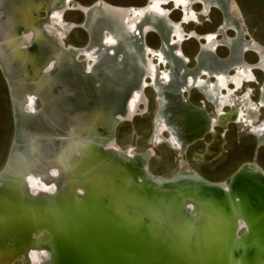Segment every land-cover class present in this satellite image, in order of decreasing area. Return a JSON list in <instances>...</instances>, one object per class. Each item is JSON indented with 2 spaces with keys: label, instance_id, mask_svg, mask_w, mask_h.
I'll use <instances>...</instances> for the list:
<instances>
[{
  "label": "bare ground",
  "instance_id": "1",
  "mask_svg": "<svg viewBox=\"0 0 264 264\" xmlns=\"http://www.w3.org/2000/svg\"><path fill=\"white\" fill-rule=\"evenodd\" d=\"M168 1L0 0V66L16 125L0 168V264H31L33 252L34 264H264V44L236 0ZM212 8L224 15L219 31L185 29ZM80 28L85 43L67 42ZM192 39L201 49L190 67L182 45ZM147 88L150 145L138 151L133 133L119 146L116 127L149 110ZM230 126L254 137V159L207 178L184 151L212 135L195 153L209 162ZM162 145L179 156L168 176L149 164Z\"/></svg>",
  "mask_w": 264,
  "mask_h": 264
},
{
  "label": "rangeland",
  "instance_id": "2",
  "mask_svg": "<svg viewBox=\"0 0 264 264\" xmlns=\"http://www.w3.org/2000/svg\"><path fill=\"white\" fill-rule=\"evenodd\" d=\"M84 4H89L94 0H77ZM112 3L121 5H142L145 0H108ZM243 12L244 20L247 24L249 32L262 44H264V0H236ZM171 7V5H167ZM196 9H200L199 6H195ZM180 16L179 11H174L171 17L177 20ZM68 20H81L82 15L78 12H70L67 15ZM201 24L185 25L186 30H196L198 33L212 32L221 22V14L219 11L212 9V12L208 20L200 17ZM229 36H233L232 32H228ZM87 34L79 29L75 31L67 42L82 45L85 43ZM147 43L152 47L158 46V37L155 34H149L147 37ZM198 42L195 40H187L183 43V51L190 58L189 66L193 67L194 54L198 49ZM225 47L219 48L218 54L222 57L226 55L227 49ZM225 53V54H224ZM253 53V52H252ZM247 54V59L250 62L256 61V53ZM224 54V55H223ZM259 81L261 80V74L255 72ZM255 93L257 94L259 86H254ZM149 99V110L143 114L136 116L132 121H124L120 123L115 130L116 143L123 146L128 142L130 136L133 133H137L136 148L138 151H143L149 147V135L152 129V115L155 111L154 93L146 89ZM191 100L194 103L201 101V96L193 92ZM12 106L10 103V97L8 95L7 87L0 75V168L5 162L10 141L12 138L13 122H12ZM207 111L214 116L212 107L208 104ZM221 129L218 128V131ZM134 131V132H133ZM209 137V138H208ZM206 138V143L214 141L213 136L209 135ZM211 137V138H210ZM224 137V136H223ZM224 144L219 149L220 153L217 157H213L209 162H200L195 159V153H203L206 149L205 142L193 146L188 152H186L189 165L198 170L200 173L210 179H222L225 176L231 174L237 169L240 163L246 160H251L253 151L255 149V139L252 136H239L236 133L234 126H230V129L223 138ZM178 155L175 151H172L168 145L156 146L154 148V155L150 158L149 164L153 172L170 175L177 168ZM259 163L264 167V149H260L258 153Z\"/></svg>",
  "mask_w": 264,
  "mask_h": 264
},
{
  "label": "water",
  "instance_id": "3",
  "mask_svg": "<svg viewBox=\"0 0 264 264\" xmlns=\"http://www.w3.org/2000/svg\"><path fill=\"white\" fill-rule=\"evenodd\" d=\"M172 0H169L168 1V4H172V2H171ZM146 4H148V1H147V3ZM172 5H174V3L172 4ZM199 7H200V5H198ZM202 6V5H201ZM203 7V6H202ZM174 9H177V7L176 8H174ZM212 9H215V10H217V11H219V13L221 14V22L220 23H224V15H223V13H222V11L221 10H219V9H216V8H212ZM173 11H179L180 12V16H179V18L178 19H181L182 20V18H183V13H182V10H173ZM81 15H82V19L85 21L86 20V15H85V13L84 12H79ZM217 28V27H216ZM81 30H83L85 33H86V31L84 30V29H82V28H80ZM219 29H220V25H218V31H219ZM228 32H232L233 34H234V31L232 30V29H227L224 33H225V35L227 34L228 35ZM153 34H155L158 38H160L159 37V35L157 34V33H153ZM224 36V34L223 33H219L218 32V37H223ZM193 40H195V39H193ZM196 41V40H195ZM201 41L202 42H205L206 43V41H205V39H201ZM198 42V49H197V55H199V53H200V42L199 41H197ZM226 49V48H225ZM196 62H197V60H195ZM0 75H1V77H2V79H3V81L5 82V85H6V87H7V91H8V95H9V97H10V88H9V84H8V81H7V78H6V75H5V73L3 72V69L1 68V66H0ZM200 96H203L202 94L200 95ZM165 102V101H164ZM10 103H11V106H12V99H11V97H10ZM163 105V104H162ZM11 115H12V122H13V131H12V138H11V141H10V145H9V149H8V153H7V156H6V159H5V162H4V164H3V166L5 167L6 165H7V162H8V159H9V157H10V153H11V149H12V147H13V143H14V139H15V134H16V125H15V122H14V116H13V111H11ZM156 129H157V127H156ZM159 129H161L160 127H158V130ZM168 128H167V126H165V128H163V133H165V130H167ZM169 133H170V136H176V134H175V132L174 133H171V131H169ZM253 137V136H252ZM161 140H159L158 141V143L160 142ZM254 151H253V155H254ZM184 154H186V151H184ZM252 155V158L254 159V156ZM4 167L2 168V170L4 169ZM242 168V166L240 167V168H238L233 174H232V176H234L236 173H238L239 171H240V169ZM1 170V171H2ZM0 171V172H1ZM232 176H230V177H232ZM229 177V178H230ZM228 179V178H227ZM30 192V191H29ZM32 253H29L28 254V260H29V262H32L33 264H34V262H35V260L36 259H33L32 258V255H31ZM31 263V264H32ZM36 263V262H35Z\"/></svg>",
  "mask_w": 264,
  "mask_h": 264
},
{
  "label": "clouds",
  "instance_id": "4",
  "mask_svg": "<svg viewBox=\"0 0 264 264\" xmlns=\"http://www.w3.org/2000/svg\"><path fill=\"white\" fill-rule=\"evenodd\" d=\"M53 176H55V175H57V173L55 172V171H53L52 173H51ZM31 179V178H30ZM32 183H33V185H35V181H32ZM49 191H52L53 189H48ZM32 258L33 259H35V256H36V254L33 252L32 254Z\"/></svg>",
  "mask_w": 264,
  "mask_h": 264
}]
</instances>
